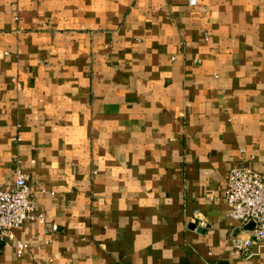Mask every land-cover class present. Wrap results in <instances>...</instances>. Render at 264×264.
I'll list each match as a JSON object with an SVG mask.
<instances>
[{"label":"crops","instance_id":"1","mask_svg":"<svg viewBox=\"0 0 264 264\" xmlns=\"http://www.w3.org/2000/svg\"><path fill=\"white\" fill-rule=\"evenodd\" d=\"M16 158L45 221L0 264H264L224 199L264 173V0H0V187Z\"/></svg>","mask_w":264,"mask_h":264},{"label":"built area","instance_id":"2","mask_svg":"<svg viewBox=\"0 0 264 264\" xmlns=\"http://www.w3.org/2000/svg\"><path fill=\"white\" fill-rule=\"evenodd\" d=\"M11 184L0 187V241L7 245L14 240L13 230L26 222L43 223L44 215L36 209L35 200L28 185L27 175L18 167ZM224 199L229 208V216L236 222V229L228 236V243L236 251L248 250L252 245L264 240V173L246 165L233 166L225 178ZM195 220L204 226L205 220L194 213ZM253 223L251 230L245 225ZM51 229L55 230L53 224ZM26 244L15 241V252L21 255Z\"/></svg>","mask_w":264,"mask_h":264},{"label":"water","instance_id":"3","mask_svg":"<svg viewBox=\"0 0 264 264\" xmlns=\"http://www.w3.org/2000/svg\"><path fill=\"white\" fill-rule=\"evenodd\" d=\"M194 225V224H193ZM245 229H247V230H251L252 228H253V223L251 222V223H248L247 225H245V227H244ZM200 229V228H199Z\"/></svg>","mask_w":264,"mask_h":264}]
</instances>
